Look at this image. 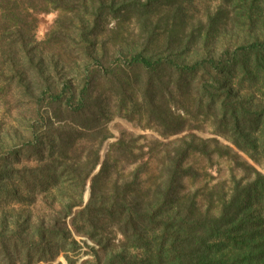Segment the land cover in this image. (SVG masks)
Masks as SVG:
<instances>
[{"label":"trees","instance_id":"trees-1","mask_svg":"<svg viewBox=\"0 0 264 264\" xmlns=\"http://www.w3.org/2000/svg\"><path fill=\"white\" fill-rule=\"evenodd\" d=\"M9 107L0 264H264V0H0ZM116 117L231 147L123 132L103 158ZM222 156L241 175L211 185L193 159Z\"/></svg>","mask_w":264,"mask_h":264},{"label":"rangeland","instance_id":"rangeland-1","mask_svg":"<svg viewBox=\"0 0 264 264\" xmlns=\"http://www.w3.org/2000/svg\"><path fill=\"white\" fill-rule=\"evenodd\" d=\"M204 6L199 5L197 12L201 11V14L204 13ZM38 28H37V39L40 42H45L48 39L49 34H51L52 31L59 30V26L57 25V21L61 18L60 12H51L46 14L38 15ZM205 21V20H204ZM113 25H111L112 27ZM132 32L131 30H129ZM139 30L135 29L132 34H130L131 39H137V36L139 35ZM17 110L15 108H6L4 115L3 111H0V154H6L7 149L6 147H9L11 145H14V133L13 130H16L17 127L16 123L12 122L17 117ZM107 130L109 133V139L104 143L103 149H102V156H104L109 152L110 147L112 144H114L118 139L120 138L121 134L124 132L131 137H133L135 141H138L137 147H140V143L146 144L153 141H160L162 144L170 145L172 142L177 141L181 137L187 134L193 133L197 137L207 140V139H213L216 138L220 141L224 146H230L228 142H226L224 139L218 138L214 135H212V130L210 129V125L206 124V127L202 131L198 130H192L190 132H185L182 135L170 137V138H163L155 128L147 125V123L142 122L141 123H131L129 121H126L122 118H114L113 120L109 121V124L107 125ZM4 145V146H3ZM144 154V150L141 152ZM140 153V155H141ZM145 153L147 154L146 157H149L150 150L145 149ZM139 155V156H140ZM7 156V157H6ZM23 156L21 157H14L10 154H6L3 159L0 160V166H4L7 163L14 166V167H21L20 165L25 163L26 161L22 160ZM20 163V164H19ZM193 163L196 165V167H204L207 176L205 177L206 182L211 183V185H214L219 182H227V185L229 186L231 184V178L233 174H236L238 176L241 175L240 171L234 170V163L232 162L231 156H222V157H215L214 158V166H211L207 161L203 159H193ZM156 165V162H153V168ZM137 167V163L130 165H127L128 171H133ZM212 167V168H211ZM97 171L95 174H97L101 168L100 166L97 167ZM202 169V168H200ZM233 170V171H232ZM186 187L192 186V182L188 181L187 179L183 183ZM86 201L88 200V196L85 197ZM91 245V243H90ZM86 250V249H84ZM98 250V248L96 249Z\"/></svg>","mask_w":264,"mask_h":264}]
</instances>
